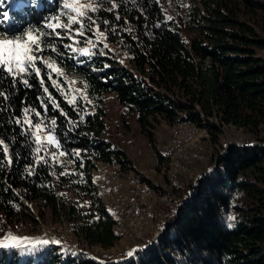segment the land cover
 <instances>
[{
	"label": "trees",
	"instance_id": "obj_1",
	"mask_svg": "<svg viewBox=\"0 0 264 264\" xmlns=\"http://www.w3.org/2000/svg\"><path fill=\"white\" fill-rule=\"evenodd\" d=\"M182 1L94 0L80 28L103 33L124 51L125 65L98 45L67 54L68 40L57 36L67 29L49 27L61 18V0H0V34L31 30L45 45V61H34L39 74L31 66L16 75L0 70V241L10 227L38 224L28 203L85 245L104 249L118 240L91 173L99 162L118 172L130 167L103 135L106 93L152 143L160 121L191 122L211 143L226 125L254 137L212 154L210 169L158 234L131 255L100 262L49 242L0 243V264H264V0H191L181 15L170 4ZM49 61L77 78L83 98H67ZM38 122L53 136L60 162L53 147L35 146L30 125Z\"/></svg>",
	"mask_w": 264,
	"mask_h": 264
},
{
	"label": "rangeland",
	"instance_id": "obj_2",
	"mask_svg": "<svg viewBox=\"0 0 264 264\" xmlns=\"http://www.w3.org/2000/svg\"><path fill=\"white\" fill-rule=\"evenodd\" d=\"M73 2L80 5L90 4L93 6L94 0H61L63 7L61 18L59 17V20L52 21L50 24L52 27L50 28L54 29L53 31L55 32H57L55 30L57 25L67 29L64 34L57 35L61 37L63 44L68 40L65 43L67 54L71 57L76 52L87 54L93 52L94 50L91 49L98 45L102 49L101 54L127 65L124 51L107 42L104 35L100 36V31L90 30V34L82 31L80 28L81 15H78L71 8L65 7L66 3ZM181 3V6L170 4L173 10L175 12L179 11L181 15L186 13L185 10L188 8V4H194L191 0H183ZM87 9L90 10L91 8L84 7L81 10L85 13ZM173 10L169 11L172 12ZM70 17H75L76 22L73 23ZM29 32L34 37H38L40 50L35 51L36 46L33 45V55L37 57V60L45 61L42 56V49L45 45L41 43L39 36L35 32L25 30L21 34L10 35V37L3 33L0 34V38L23 36L24 39H27V33ZM185 37L187 38L186 35ZM81 49H88V52L84 53L80 51ZM52 72L61 74L64 81V93L69 100H72L75 95L83 98L84 94L77 78L65 76L60 72V69L59 72L53 70ZM102 107L105 112L103 118L105 130L103 135L122 150L129 160L128 165L130 166L118 172L116 164L99 162L91 172L93 183L98 187L96 188V194L103 201L106 208L110 210L115 220L114 229L119 236L118 240L111 247L104 249L98 246L85 245L71 234L66 224L53 223L46 215L43 219L39 218L36 208L28 203L27 213L38 221V224L34 225L33 229H28L25 224H21V226L17 224L15 228L10 227L4 233V238L0 241L1 245L4 243L12 245L20 244L21 242L48 241L58 247L78 248L100 262L124 258L132 250L142 246L158 234L164 222L168 221L174 214L181 199L191 190L196 179L210 169L213 161L212 154L232 142L250 143L254 141L252 135L243 132L240 128L226 125L222 126L221 132L217 136L218 141L211 143L208 134L202 129L197 130L195 128L197 126L192 127L193 125L185 123L179 126L178 133L174 135L172 126L176 123L167 126L163 121H160L154 128L153 145L151 140L149 141L138 130L133 117L127 113L122 114V109L116 103L112 94L106 93L103 95ZM123 120H125L126 125L123 124ZM37 125H39V128H37ZM30 128L32 129L35 146L49 145L53 147L49 153L60 162L62 153L55 149L54 138L45 129L44 124L40 122L34 123L30 125ZM37 136L40 138L39 140H37ZM49 136L53 138L52 143L48 141ZM258 136L264 139V132H261ZM158 148L161 156L168 158L169 162L167 165L161 163V158L157 154ZM181 153L185 154L186 158H188L187 160L190 161L189 167L188 169L186 168L184 173L180 172L178 178L176 177L177 179L171 180L169 177L177 168L176 164H178L177 161ZM131 186H135V189L140 186H146L148 190H152L150 191L152 194H146L145 196L140 194L138 197L133 191L135 189ZM128 191H131L129 192L130 194L128 193L129 195H127ZM132 201L134 202L131 203ZM135 207H139L136 212ZM131 208L133 209L132 211ZM10 236L18 239L15 241L6 239Z\"/></svg>",
	"mask_w": 264,
	"mask_h": 264
},
{
	"label": "snow or ice",
	"instance_id": "obj_3",
	"mask_svg": "<svg viewBox=\"0 0 264 264\" xmlns=\"http://www.w3.org/2000/svg\"><path fill=\"white\" fill-rule=\"evenodd\" d=\"M66 8H71L73 11H76L78 15H85V13L81 10L84 7L93 8L92 5H80L76 2L66 3ZM115 7V5H113ZM5 18H7V13H5ZM70 20L75 23V17H70ZM52 27V25H49ZM59 27V25H57ZM100 36H103V33H100ZM99 38V37H98ZM33 45H35V51H39L38 37H34L31 32L27 33V39H24L23 36H16L15 38H0V70H6L8 73L16 75V73H24L27 70L26 66H31L35 68L37 74H39L40 69L35 67L34 61L37 59L35 55H33L34 49ZM107 47V45H105ZM80 51L87 53L88 49H81ZM48 68L53 71L59 72L54 64L49 63ZM27 84V80L24 81ZM53 123H55L53 121ZM39 128V125H37ZM40 138L37 136V140ZM49 143H52L53 138L51 136L48 137ZM7 151V149H5ZM229 219H234L230 217ZM231 227V225H229ZM6 239H11L13 241L17 240V237L10 236ZM37 243H48V241H37ZM4 247H9V244L4 243ZM132 253H129L131 255Z\"/></svg>",
	"mask_w": 264,
	"mask_h": 264
},
{
	"label": "bare ground",
	"instance_id": "obj_4",
	"mask_svg": "<svg viewBox=\"0 0 264 264\" xmlns=\"http://www.w3.org/2000/svg\"><path fill=\"white\" fill-rule=\"evenodd\" d=\"M185 123H189V124H191V125H193L192 127H195V125L194 124H192V123H190V122H188V121H184V122H178V123H176L175 125H173L172 126V130H173V133H174V135L176 134V133H178V129H179V126H182L183 124H185ZM197 130L199 129L198 127H195ZM194 129V128H193ZM195 129V130H196ZM172 132V131H171ZM177 137V136H176ZM188 158H186V155L185 154H180V157H179V159H178V164H176V166H177V168H175V170H174V172H172V174H171V176L169 177L171 180H174V179H177L178 178V175H180V172H183L184 173V171H186V168L188 169V165H189V162L190 161H188L187 160ZM172 162V161H171ZM175 162V161H174ZM180 163H182V165L180 164ZM174 168V167H173ZM172 168V169H173ZM177 177V178H176ZM104 178H106V177H104ZM132 185V184H131ZM135 185V184H134ZM96 186V185H95ZM132 187V186H131ZM132 188H136L135 186L134 187H132ZM132 191V190H131ZM131 191H128L127 192V195H129L130 193L129 192H131ZM136 194L135 195H137L138 197H139V195L140 194H143L144 196L147 194V195H149L151 192L150 191H152V190H148V188H146V186H144V187H138L137 189H135V190H133ZM129 193V194H128ZM152 194V193H151ZM134 195V196H135ZM131 196H133V195H131ZM133 196V197H134ZM132 197V198H133ZM137 197V198H138ZM130 198V197H129ZM135 200H137V199H135ZM134 201H132L131 203H133ZM137 203H138V201H137ZM136 205H138V204H136ZM135 209V212L136 211H138V209H139V207H135L134 208ZM133 209L131 208V211H132ZM130 211V212H131ZM113 213V212H112Z\"/></svg>",
	"mask_w": 264,
	"mask_h": 264
},
{
	"label": "crops",
	"instance_id": "obj_5",
	"mask_svg": "<svg viewBox=\"0 0 264 264\" xmlns=\"http://www.w3.org/2000/svg\"><path fill=\"white\" fill-rule=\"evenodd\" d=\"M166 140V139H165ZM96 188H98L97 186H96Z\"/></svg>",
	"mask_w": 264,
	"mask_h": 264
},
{
	"label": "built area",
	"instance_id": "obj_6",
	"mask_svg": "<svg viewBox=\"0 0 264 264\" xmlns=\"http://www.w3.org/2000/svg\"><path fill=\"white\" fill-rule=\"evenodd\" d=\"M182 165V163H180Z\"/></svg>",
	"mask_w": 264,
	"mask_h": 264
}]
</instances>
